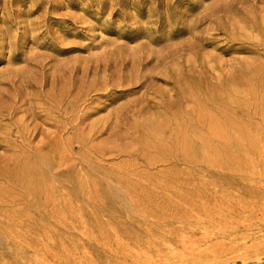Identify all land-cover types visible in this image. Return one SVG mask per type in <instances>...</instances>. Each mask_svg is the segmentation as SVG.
<instances>
[{"label": "rangeland", "instance_id": "obj_1", "mask_svg": "<svg viewBox=\"0 0 264 264\" xmlns=\"http://www.w3.org/2000/svg\"><path fill=\"white\" fill-rule=\"evenodd\" d=\"M0 264H264V0H0Z\"/></svg>", "mask_w": 264, "mask_h": 264}, {"label": "bare ground", "instance_id": "obj_2", "mask_svg": "<svg viewBox=\"0 0 264 264\" xmlns=\"http://www.w3.org/2000/svg\"><path fill=\"white\" fill-rule=\"evenodd\" d=\"M210 254V253H209Z\"/></svg>", "mask_w": 264, "mask_h": 264}]
</instances>
